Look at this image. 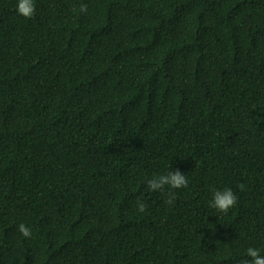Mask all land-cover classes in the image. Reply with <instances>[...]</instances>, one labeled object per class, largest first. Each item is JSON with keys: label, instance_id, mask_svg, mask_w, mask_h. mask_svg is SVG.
I'll return each instance as SVG.
<instances>
[{"label": "trees", "instance_id": "1", "mask_svg": "<svg viewBox=\"0 0 264 264\" xmlns=\"http://www.w3.org/2000/svg\"><path fill=\"white\" fill-rule=\"evenodd\" d=\"M34 4L0 0V264L264 256V0Z\"/></svg>", "mask_w": 264, "mask_h": 264}, {"label": "clouds", "instance_id": "2", "mask_svg": "<svg viewBox=\"0 0 264 264\" xmlns=\"http://www.w3.org/2000/svg\"><path fill=\"white\" fill-rule=\"evenodd\" d=\"M80 10L82 12L87 11L86 5H81ZM35 4L34 0H18L17 12L23 17L30 19L35 14ZM170 186L172 189L186 188L188 185V180L186 175L182 174L179 170L174 172L169 171L167 174L160 175L149 179L147 181V189L149 191L163 190L165 186ZM240 189H244V185H239ZM175 200V195L173 194L167 203L172 204ZM237 196L230 188H225L223 190H217L213 193V199L211 201V206L217 209V211L227 214L231 208L237 204ZM138 211L144 212L146 205L138 199ZM20 233L26 237L30 238L32 235L31 228L27 227L23 223L19 225ZM247 256L250 259H245L242 264H264V256L260 254V250L256 248L249 247L247 249Z\"/></svg>", "mask_w": 264, "mask_h": 264}]
</instances>
